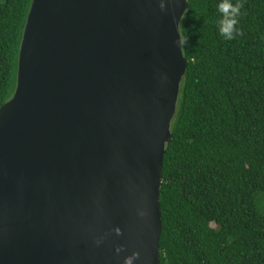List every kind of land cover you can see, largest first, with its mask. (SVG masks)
<instances>
[{
    "label": "water",
    "instance_id": "obj_1",
    "mask_svg": "<svg viewBox=\"0 0 264 264\" xmlns=\"http://www.w3.org/2000/svg\"><path fill=\"white\" fill-rule=\"evenodd\" d=\"M187 0H32L0 107V264H159Z\"/></svg>",
    "mask_w": 264,
    "mask_h": 264
},
{
    "label": "trees",
    "instance_id": "obj_2",
    "mask_svg": "<svg viewBox=\"0 0 264 264\" xmlns=\"http://www.w3.org/2000/svg\"><path fill=\"white\" fill-rule=\"evenodd\" d=\"M32 0H0V107L14 95ZM221 0H187V61L159 193V264H264V0L243 5L240 35L216 21Z\"/></svg>",
    "mask_w": 264,
    "mask_h": 264
},
{
    "label": "clouds",
    "instance_id": "obj_3",
    "mask_svg": "<svg viewBox=\"0 0 264 264\" xmlns=\"http://www.w3.org/2000/svg\"><path fill=\"white\" fill-rule=\"evenodd\" d=\"M243 5L241 3L233 4L231 0H221L217 5V11L219 18L216 21V28L220 36L225 40L231 41L236 36L240 35L238 25V18L241 14ZM189 38L185 37L180 46L188 44ZM127 264H132V260L129 259Z\"/></svg>",
    "mask_w": 264,
    "mask_h": 264
}]
</instances>
